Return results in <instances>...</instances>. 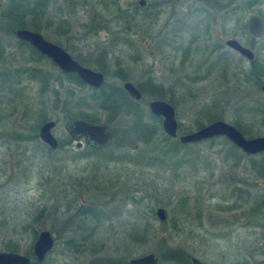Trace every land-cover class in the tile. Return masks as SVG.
Masks as SVG:
<instances>
[{
  "label": "rangeland",
  "instance_id": "374dc122",
  "mask_svg": "<svg viewBox=\"0 0 264 264\" xmlns=\"http://www.w3.org/2000/svg\"><path fill=\"white\" fill-rule=\"evenodd\" d=\"M5 1L0 0V6ZM219 1L225 8L209 7L208 14L190 13L200 8L197 0L174 3L165 8L159 20H155L154 11L141 10L139 19L142 14L155 19H148L151 24L146 30L124 32L131 45L110 49L106 74L98 69L96 58L107 44H116L113 38L122 33H117L114 21L106 22L110 19L101 16L105 12L98 0H51L47 13L54 17L53 24L38 33L75 61L81 57L82 66L103 73L107 87H122L124 81L115 76L113 60L119 57L126 81L142 88L143 101L138 109L146 121L150 120L148 104L158 100L145 88L151 80L164 85L166 94L160 101L174 107L179 135L196 132L198 123L204 127L217 121H207L206 106L215 112L223 110L220 121L233 127L239 124L248 132L245 138L264 137V97L257 88L256 75L251 74L248 82L244 79L237 90L222 76L224 64L230 73L246 71L250 66L225 46L228 39L252 48L264 61V36L253 42L246 34L249 16L259 15L264 20V4L250 7L249 0ZM136 2L120 0L123 9L138 8ZM237 6L242 11L236 10ZM209 18L214 21L211 25ZM160 32L164 38L162 48L158 42ZM191 39L193 55L185 63L183 51ZM0 49V252H8L9 243L22 255L30 253L34 233L47 230L55 246L42 264H106L108 260L128 264L132 258L149 254L158 259L157 264H169L170 253L177 250L204 264H264V230L257 221L258 211L250 215L255 223L248 224L239 208L238 196L245 191L257 199L255 209L264 206V181L257 178L247 158L226 157L227 146L222 138L213 146L202 141L200 148L208 158L196 166L179 167L175 160L146 165L153 144H111L107 152L111 162L105 152L89 154L83 141L80 148L73 141L55 154H48L38 137L45 121L41 119L45 116L55 121L52 134L62 142L68 137L64 129L68 120L55 110V105L65 101L66 89L73 90L76 98H90L91 91L66 84L56 100L50 87L42 91V83L35 77L36 70L40 76H58L59 70L50 61L31 59L28 48L20 47L15 36L2 31ZM228 86L234 94L222 107L221 100L228 98ZM89 106L83 109L96 114L98 123L112 116L99 110L97 103ZM125 124L122 115L112 119L111 127L118 130L120 138L124 137ZM78 153L84 158L76 159ZM234 187L242 191L231 199ZM80 206L101 210L100 221L76 215ZM157 208L166 210L165 223L155 217ZM146 222L151 227L149 235L143 242L133 241L129 237L132 227ZM31 262L36 264L33 258Z\"/></svg>",
  "mask_w": 264,
  "mask_h": 264
},
{
  "label": "trees",
  "instance_id": "16d2710c",
  "mask_svg": "<svg viewBox=\"0 0 264 264\" xmlns=\"http://www.w3.org/2000/svg\"><path fill=\"white\" fill-rule=\"evenodd\" d=\"M51 0H7L5 3H3L0 6V31H2L5 35H14L15 30L19 29H28L34 32H40L43 30H48L51 25L53 24L54 17L50 16L48 12V7ZM98 5L103 6L105 14L101 16H106L110 20H106V22L114 21L115 25L119 28L117 33H122L120 36H115L113 38V41L115 39V43L113 42L111 44H107L103 51L101 52V56L99 58H96V64L99 67L98 69L102 71L103 73H107V63L108 60L111 59V48L116 47V45H131V42L125 37L124 32L128 31H141L146 30V25L151 24L148 22L149 18L141 17L138 18L139 12L136 9L128 10L123 9L120 3V0H98ZM236 10H238V6L235 7ZM94 14L97 15V12L94 11ZM105 16L103 18H105ZM58 19V18H56ZM111 23V22H110ZM59 24H62L61 21H59ZM100 25H97V28H99ZM60 29V27H58ZM93 30V29H92ZM90 31L94 33V31ZM16 37V36H15ZM17 39V38H16ZM18 40V39H17ZM19 41V40H18ZM19 45L22 48H28V50L31 52V59H46L47 61H50L45 56L39 54L34 48H32L29 44L19 41ZM2 55V51L0 49V58ZM222 60L224 57L221 58ZM94 60V59H93ZM114 65H116V71L115 76L120 81H126V75L124 73V70L121 69V66L119 64V57H114ZM36 61V60H35ZM78 63H82L83 60L81 57L77 58ZM50 63L52 66H55L51 61ZM220 63V61H219ZM56 67V66H55ZM229 66L224 64L222 69V76L227 81L228 85L232 83L231 86H235L234 88L242 87L244 83V79L248 82L251 79V74L253 75V69L252 65L249 66V69L246 71L241 72H234L230 73ZM60 72V71H59ZM239 74H238V73ZM39 73L37 70L35 72V77L40 80L42 83V91L51 90V93L54 94L56 100H59L58 97V91L64 90L65 85H74L76 87H87L85 84H83L80 79L74 75V74H67L64 75L61 72L58 73L57 77H47L43 75H38ZM40 74V73H39ZM240 74L243 75L240 76ZM231 76V77H230ZM204 78H207V76ZM231 78V80H229ZM7 82V81H6ZM5 82V83H6ZM9 82V81H8ZM52 82V86L50 84ZM52 87V89H51ZM89 88V87H88ZM146 89H149L153 97L158 100H164L165 87L163 84H155L151 80H149L146 83ZM142 90V88H139ZM229 86L227 87V90L225 92L226 96L228 98L222 99L221 104L222 107H226V104L228 101H230L231 96L234 94V90H230ZM89 91H91V94L88 95L90 98L87 97H77L73 90L66 89L65 94V101L63 103H58L55 105V110H59L60 112L64 113L66 120L68 122L76 119H83L85 121L91 122V123H98V118L96 117V114H90L86 113V111L83 109V107L90 108L89 104L94 102L97 103L98 109L103 110L106 112H109L112 114V116H109L107 119H105V124H107L111 130H112V143L116 147H121L125 143L128 144H153L152 152L148 153L150 159L149 161H146V165L154 164L159 165V163H164L165 161L169 160H175L177 165L179 167L183 166H196L203 165L204 162L207 160L208 157L205 156L203 153L204 149L200 148L203 142H198L194 144H181L177 139H172L168 136H166L161 128L159 127L160 117L152 115L150 112L149 115V121L145 120V114L142 110L138 109L140 108V103L143 101L141 99L140 101H136L133 98H131L122 87H107L106 83L103 84V86L99 89H93L89 88ZM65 91V90H64ZM109 91V92H108ZM74 99V100H73ZM73 100V101H72ZM76 104L73 105L74 101H76ZM219 101V99H216ZM170 103L174 105V103L170 100ZM220 103V102H218ZM226 103V104H225ZM221 105L218 106V108ZM214 107H216V104H214ZM213 107V108H214ZM125 108V109H124ZM217 108V109H218ZM124 109V110H123ZM205 110V118L208 122H211V120H221L222 119V112H215L206 106L204 107ZM215 109V108H214ZM261 110V109H260ZM260 110L258 112H260ZM257 112V111H255ZM122 115L124 118H126V124L125 129L123 132L124 137H119L118 130L116 128L111 127L112 119H117L118 116ZM43 123L50 121L46 119L44 116ZM67 122V123H68ZM239 125V124H238ZM234 126L244 137L248 135V132L244 131L240 126ZM198 128H202L203 125L197 124ZM34 129L37 131V126L34 127ZM35 131V132H36ZM181 131H184L183 129ZM36 135V134H35ZM37 137V136H35ZM220 138H212L210 140H207L206 142H209L212 146L218 142ZM223 139V144L227 146L226 151V157L234 159V160H240L247 158L253 168H255L257 178H259L261 181H264V154H259L256 156H249L244 153H242L240 150H238L235 146H233L229 141H227L225 138ZM159 143L155 144V143ZM205 142V141H204ZM70 144V139L66 137L65 140L62 142L58 141V149ZM112 146V145H111ZM110 147V146H109ZM87 150H90L89 154H94L97 152H105L106 159L111 162L112 156L107 153L109 152V148L106 150L94 148L93 146L86 145ZM48 152V154H55L56 151H53L49 149L47 146L45 148ZM111 151H113L111 149ZM258 157V158H255ZM84 158L83 154L78 153L76 155V159ZM131 159V158H130ZM161 161V162H160ZM157 163V164H156ZM239 187H234L230 192V198L233 199V197L239 193V191H242V189ZM245 191V193H242L238 196V200L240 202L239 208L242 209L244 215L246 218H248V224L255 223V220L250 217L251 213H256V210L258 213L256 215H259L260 217L257 218L258 224L262 227L264 230V206L257 207L258 209H255L254 206L256 205L257 199H252V194ZM264 194V193H263ZM262 194V195H263ZM262 195L260 197H262ZM241 198V199H240ZM133 200L134 198L131 197ZM235 200H237L235 198ZM234 200V201H235ZM235 203H237L235 201ZM247 208V209H246ZM76 215L82 217L83 219H95V221L99 222L101 219V216L103 212L101 210H97L92 206L86 207V206H80L77 207L75 210ZM247 213V214H246ZM150 214L154 215L153 211H150ZM141 223V221H140ZM165 223V222H163ZM150 224L148 222L141 224H136L132 227L131 232H129V237L133 241H139L143 242L147 235H149V229ZM37 234L34 233L33 241L36 240ZM144 238V239H143ZM7 251L8 252H14L18 253L17 247H15L13 244H7ZM32 249V248H31ZM174 253H170L172 257L169 256V264H191V256L186 255L181 250L172 251ZM25 256L29 257L30 259L33 258L35 261V257L33 255V252L30 251V253L25 254ZM45 261V260H44ZM42 262H37L36 264H42ZM32 264V263H31ZM106 264H124L121 261L116 260H108V263ZM246 264V263H242Z\"/></svg>",
  "mask_w": 264,
  "mask_h": 264
},
{
  "label": "water",
  "instance_id": "95a60500",
  "mask_svg": "<svg viewBox=\"0 0 264 264\" xmlns=\"http://www.w3.org/2000/svg\"><path fill=\"white\" fill-rule=\"evenodd\" d=\"M146 2L141 0L139 5L144 6ZM247 29L251 36L260 37L264 31V23L261 18L251 16L247 20ZM16 38L29 44L39 54L48 58L57 69L64 75L74 74L80 81L88 87L99 89L105 83L104 75L101 72L94 71L82 66L75 61L64 49L43 38L38 33L28 29H19L14 31ZM225 46L238 53L248 61H252L254 54L249 49L243 47L236 39H228ZM123 89L136 101L141 100V94L136 87L129 82L124 83ZM264 93V84L261 88ZM149 112L161 118V128L164 134L172 139H177L181 144H194L207 141L212 138H225L242 153L249 156H256L264 153V137L245 138L235 127L223 121L217 120L196 132L179 135L178 122L176 120L175 109L169 103L160 100L151 101L148 104ZM56 123L53 120L47 121L41 125L38 132L40 141L49 149L55 151L58 148V141L53 136L52 130ZM70 139L76 142V147L80 148L84 144L98 149L108 148L112 143V130L105 123H91L83 119H76L68 122L64 127ZM155 217L160 222H165L167 212L163 208H157ZM55 246V239L47 230H42L34 244L33 255L37 262H42L52 252ZM191 264H204L199 259L192 257ZM31 259L25 255L14 252H0V264H31ZM158 259L153 255H145L138 258H132L128 264H157Z\"/></svg>",
  "mask_w": 264,
  "mask_h": 264
},
{
  "label": "flooded vegetation",
  "instance_id": "af4514ba",
  "mask_svg": "<svg viewBox=\"0 0 264 264\" xmlns=\"http://www.w3.org/2000/svg\"><path fill=\"white\" fill-rule=\"evenodd\" d=\"M141 0H137L136 2V5L138 8H134L136 9L138 12H140L141 10L142 11H154V14L155 15V18L152 17L151 15H143L142 14V17H146V18H154L155 20H159V16L164 12L165 8L171 4H179L181 2H183L184 0H155L154 2H149L148 0H144L146 2V4L144 6H141L139 5V2ZM198 4H200V8L198 9H193L190 13L193 14L194 12H200V13H207L209 11H207V9L209 7H214L215 9L217 10H221V9H224L225 8V5H223L219 0H197ZM247 4H249V6H257V5H261V4H264V0H249V2L247 1ZM239 8V7H238ZM128 9V8H127ZM154 9V10H153ZM243 8H239L240 11H242ZM128 10H133V9H128ZM140 14V13H139ZM138 14V15H139ZM251 16H257L259 18L262 19L263 23H264V20L261 16L259 15H251ZM249 16V18L251 17ZM248 18V19H249ZM209 23L212 22V24L214 23V21L211 20V18L208 19ZM211 25V23H210ZM205 35H208V32H205L204 33ZM246 34L247 36H249L250 39H252V41H256V40H259L261 39L263 36H264V31H263V34L260 36V37H253L249 34L248 32V29H247V23H246ZM159 45L160 47L162 48L163 47V44H164V38L163 36H161V32L159 34ZM226 42V41H225ZM166 43V41H165ZM194 43V39H191L189 44H187L186 48H184V51H183V62L185 63H188L191 58H192V55H193V50L191 49V46L192 44ZM242 45V44H241ZM243 46V45H242ZM244 47V46H243ZM247 49H249L250 51H252V53L254 54V58L252 61H248L247 59H245L244 57H242L241 55H239L238 53V56L242 59V60H245L246 63L252 65V69H253V72L254 74L253 75H256L255 77V80L257 81V88L259 89V91L261 92L262 94V97H264V93L262 92L261 88H262V85L264 84V61H261L260 60V57H259V53L257 54V52H254L252 48H248V47H245ZM232 51V50H231ZM162 52V51H161ZM236 53V52H235ZM162 54V53H161ZM103 74V73H102ZM104 75V74H103ZM105 78V76H104ZM126 82H129V81H124L123 84H122V88H123V85L124 83ZM131 83V82H129ZM134 85V84H133ZM135 86V85H134ZM136 89L140 92L141 96H142V93L141 91L137 88V86H135ZM126 92V91H125ZM142 99V97H141ZM140 101V100H139ZM67 134V133H66ZM68 136V135H67ZM68 138L70 139V137L68 136ZM58 141V140H57ZM70 142L72 143L73 141L70 139ZM109 148V147H108ZM108 148H105V149H102V150H106ZM33 252V251H32Z\"/></svg>",
  "mask_w": 264,
  "mask_h": 264
}]
</instances>
